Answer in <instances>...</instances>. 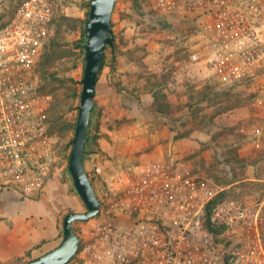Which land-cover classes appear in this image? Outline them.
<instances>
[{"label":"rangeland","instance_id":"1","mask_svg":"<svg viewBox=\"0 0 264 264\" xmlns=\"http://www.w3.org/2000/svg\"><path fill=\"white\" fill-rule=\"evenodd\" d=\"M24 1L0 0V22L9 20ZM48 1L53 23L37 70L49 131L63 156L48 183L57 182L65 217L87 210L68 169L85 69V50L78 42L89 0ZM112 21L115 45L107 48L100 74L91 127L97 137L87 157L99 199H107V176L160 161L189 168L218 193L217 200L264 212L261 112L246 88L221 85L205 64L189 61L190 49L200 42L198 25L164 19L148 0H118ZM95 163L103 165L107 176H95ZM0 198V221L22 205L27 206L23 213L36 211L40 203L32 200H41L13 192ZM93 222L74 223L81 248L69 264H96L88 249Z\"/></svg>","mask_w":264,"mask_h":264},{"label":"built area","instance_id":"2","mask_svg":"<svg viewBox=\"0 0 264 264\" xmlns=\"http://www.w3.org/2000/svg\"><path fill=\"white\" fill-rule=\"evenodd\" d=\"M148 1L160 16L198 25L189 61L205 64L221 85L246 88L264 121V0ZM52 23L48 0H26L0 22V195L41 196L63 161L37 70ZM94 172L107 176L100 163ZM106 184L92 219L94 263L264 264L262 208L217 200L189 168L147 163Z\"/></svg>","mask_w":264,"mask_h":264},{"label":"water","instance_id":"3","mask_svg":"<svg viewBox=\"0 0 264 264\" xmlns=\"http://www.w3.org/2000/svg\"><path fill=\"white\" fill-rule=\"evenodd\" d=\"M117 1L91 0L89 17L85 23V69L81 80L82 91L75 137L72 140L73 148L69 156V172L74 187L85 203L87 210L84 212L72 211L65 215L63 236L55 248L36 258L15 264H69L81 246V237L75 230L74 223L90 221L96 218L101 211L102 202L86 169L85 160L99 75L107 48L115 45L112 18Z\"/></svg>","mask_w":264,"mask_h":264},{"label":"crops","instance_id":"4","mask_svg":"<svg viewBox=\"0 0 264 264\" xmlns=\"http://www.w3.org/2000/svg\"><path fill=\"white\" fill-rule=\"evenodd\" d=\"M99 85L100 80L97 83L96 95ZM85 166L88 171L87 160ZM55 187H57L55 180L49 182L40 196L41 200H32L40 203L36 211L27 210L23 213L27 206L22 205L14 213L10 211L5 216H1L3 218L0 221L2 224L0 225V264H15L20 258L24 260L36 258L60 243L64 206L62 199L56 196ZM26 201L25 198L20 200L22 204Z\"/></svg>","mask_w":264,"mask_h":264},{"label":"trees","instance_id":"5","mask_svg":"<svg viewBox=\"0 0 264 264\" xmlns=\"http://www.w3.org/2000/svg\"><path fill=\"white\" fill-rule=\"evenodd\" d=\"M90 1L91 0H89L88 1V3H87V6H88V8H89V10H88V12H87V18L84 20V22H83V26H85V23H86V20L88 19V17H89V12H90ZM161 17H163L164 19H170V18H167L166 16H161ZM113 25H114V23H113ZM85 40H86V34H85V28H83V30H82V39L78 42V46L80 47V49H82L83 51H84V42H85ZM105 63H106V54H105V58H104V62H103V67H102V70H101V72L103 71V69H104V66H105ZM101 72H100V74H101ZM99 80V79H98ZM96 111H97V105H96V102H95V108H94V110H93V113H92V117H91V121H90V126H89V134H88V137H89V142H88V145H87V147H86V160H87V157H88V153H89V147L93 144V142L94 141H96V137L97 136H92V133H91V127H92V122H93V119H94V117H95V115H96ZM68 172H69V169H68ZM69 174H70V172H69ZM70 177H71V174H70ZM71 179H72V177H71ZM62 236H63V232H61V238H62ZM81 248V247H80ZM80 251V250H79ZM79 253V252H78ZM78 253H77V255H78ZM76 255V256H77ZM75 256V257H76ZM29 257H31V255L29 254ZM23 261H25L24 260V258H20L18 261H17V263H19V262H23Z\"/></svg>","mask_w":264,"mask_h":264}]
</instances>
